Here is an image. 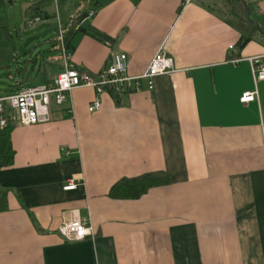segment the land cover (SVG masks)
Listing matches in <instances>:
<instances>
[{"label": "crops", "instance_id": "crops-1", "mask_svg": "<svg viewBox=\"0 0 264 264\" xmlns=\"http://www.w3.org/2000/svg\"><path fill=\"white\" fill-rule=\"evenodd\" d=\"M67 1L29 0L26 24L38 7L48 31ZM213 1L86 0L69 18L70 65L96 75L125 53L138 77L163 53L176 72L121 98L78 88L51 104L49 123L14 126V160L0 170V264H264V80L249 62H264V35L239 54L241 34ZM240 1L264 15V0ZM66 63L63 52L36 63L39 86ZM248 92L256 101L241 103ZM160 172L169 183L139 199L111 196L123 179ZM77 217L91 235L67 241L60 228Z\"/></svg>", "mask_w": 264, "mask_h": 264}, {"label": "built area", "instance_id": "built-area-1", "mask_svg": "<svg viewBox=\"0 0 264 264\" xmlns=\"http://www.w3.org/2000/svg\"><path fill=\"white\" fill-rule=\"evenodd\" d=\"M95 12H90L89 16H94ZM43 18L37 16L27 21V27L32 29L37 24H41ZM58 21V41L66 60V67L63 72L52 79L48 84L35 87H23L16 93L0 96V132L7 130L10 125L30 127L40 124H47L51 121V104L63 105L68 102L74 90L78 88H91L98 96L111 95L121 98L129 93L140 92L142 82L146 81L148 89L154 88V80L157 77L165 76L176 72L173 59L165 54H158L141 76L132 77L129 75L128 56L125 53H115L111 56L109 67L102 73L92 75L75 65L68 63L70 57L66 55L64 41L65 30ZM232 49V47H231ZM255 81L264 80V62L261 57L249 59ZM239 63L238 60L233 61ZM94 100L89 107V112H97L101 109L102 101L100 97ZM258 93H244L241 103H251L256 101ZM82 184V183H81ZM80 184V185H81ZM79 186L75 181H71L65 191H72ZM87 222L75 218L73 221L64 223L60 228V233L67 241H83L91 235Z\"/></svg>", "mask_w": 264, "mask_h": 264}, {"label": "rangeland", "instance_id": "rangeland-1", "mask_svg": "<svg viewBox=\"0 0 264 264\" xmlns=\"http://www.w3.org/2000/svg\"><path fill=\"white\" fill-rule=\"evenodd\" d=\"M28 1L7 0L6 11L0 15V33L5 34L7 29L8 34L0 37V96L42 84L40 80L44 75L42 71L34 70L36 63L39 65L44 59L57 63L62 53L58 31L45 36L42 24L32 29L27 27L25 5ZM87 4L86 0H68L61 8L63 27L70 17L81 15Z\"/></svg>", "mask_w": 264, "mask_h": 264}, {"label": "trees", "instance_id": "trees-1", "mask_svg": "<svg viewBox=\"0 0 264 264\" xmlns=\"http://www.w3.org/2000/svg\"><path fill=\"white\" fill-rule=\"evenodd\" d=\"M201 1L202 0H200V2ZM203 1L205 2V0ZM212 6L216 8L221 15H226L230 19V23L235 25L241 34L240 41L237 45L239 54L250 42L255 40L257 35H264V15L258 13L252 4H246L240 0H214ZM34 10L35 12L37 11L34 17L39 16L44 20L47 19L48 16L43 14L40 8L37 7ZM3 11L2 0H0V15ZM83 17L84 15H82L80 19ZM64 30V41L67 49L69 48L71 37L75 31V26H71L70 23H68ZM81 30L102 42H114L113 39L94 28ZM5 32V34L0 33V37L8 35L7 29ZM13 129L14 125H10L7 130L0 132V170L9 167L14 160L15 150L13 149L11 141ZM168 183V176L161 172L146 174L134 179H123L113 187L111 196L136 200L141 198L150 189L164 186ZM7 209V192L0 188V212H4Z\"/></svg>", "mask_w": 264, "mask_h": 264}, {"label": "water", "instance_id": "water-1", "mask_svg": "<svg viewBox=\"0 0 264 264\" xmlns=\"http://www.w3.org/2000/svg\"><path fill=\"white\" fill-rule=\"evenodd\" d=\"M58 28H57V25H53L48 31L45 32V36L53 31H57Z\"/></svg>", "mask_w": 264, "mask_h": 264}]
</instances>
